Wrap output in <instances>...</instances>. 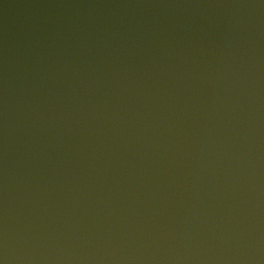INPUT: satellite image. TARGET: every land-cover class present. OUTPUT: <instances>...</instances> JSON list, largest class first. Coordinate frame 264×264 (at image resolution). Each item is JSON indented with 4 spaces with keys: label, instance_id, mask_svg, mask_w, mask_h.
<instances>
[{
    "label": "water",
    "instance_id": "95a60500",
    "mask_svg": "<svg viewBox=\"0 0 264 264\" xmlns=\"http://www.w3.org/2000/svg\"><path fill=\"white\" fill-rule=\"evenodd\" d=\"M0 264H264V0H0Z\"/></svg>",
    "mask_w": 264,
    "mask_h": 264
}]
</instances>
